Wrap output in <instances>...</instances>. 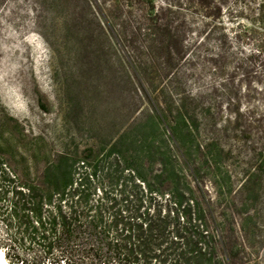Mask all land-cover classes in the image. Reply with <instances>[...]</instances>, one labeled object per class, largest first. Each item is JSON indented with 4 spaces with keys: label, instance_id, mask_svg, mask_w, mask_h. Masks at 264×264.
Returning a JSON list of instances; mask_svg holds the SVG:
<instances>
[{
    "label": "trees",
    "instance_id": "obj_1",
    "mask_svg": "<svg viewBox=\"0 0 264 264\" xmlns=\"http://www.w3.org/2000/svg\"><path fill=\"white\" fill-rule=\"evenodd\" d=\"M81 1L144 113L131 117L97 157L84 147L19 174L0 152L4 258L9 264H233L221 240L226 216L237 201L249 218L264 197V92L260 106L248 104L243 112L238 106L220 124L205 114L203 91L183 80L185 72L195 74L186 65L197 60L213 74L227 69L232 52L222 0H190L199 22L177 0ZM254 4L255 22L234 37L252 38L264 51V0ZM238 120L256 129V141L224 140Z\"/></svg>",
    "mask_w": 264,
    "mask_h": 264
},
{
    "label": "rangeland",
    "instance_id": "obj_2",
    "mask_svg": "<svg viewBox=\"0 0 264 264\" xmlns=\"http://www.w3.org/2000/svg\"><path fill=\"white\" fill-rule=\"evenodd\" d=\"M254 1H221L232 52L224 72L213 74L202 60L186 65L196 70L185 72L187 88L203 91L205 114L220 124L232 119L238 106L243 112L244 106L262 102L264 51L252 38L234 37L255 22ZM177 2L188 18L201 20L190 0ZM87 12L81 0H0V152L19 174L39 171L46 159L79 154L84 147L93 148L97 157L131 117L144 113L123 64L95 25L87 23ZM229 128L224 140L231 145L257 140L256 129L242 120ZM239 129L245 130L243 137H229ZM232 180L235 188V171ZM242 208L234 203L221 240L233 264H264V197L249 209V218L244 219Z\"/></svg>",
    "mask_w": 264,
    "mask_h": 264
},
{
    "label": "bare ground",
    "instance_id": "obj_3",
    "mask_svg": "<svg viewBox=\"0 0 264 264\" xmlns=\"http://www.w3.org/2000/svg\"><path fill=\"white\" fill-rule=\"evenodd\" d=\"M0 264H9L3 256L2 250L0 249Z\"/></svg>",
    "mask_w": 264,
    "mask_h": 264
}]
</instances>
